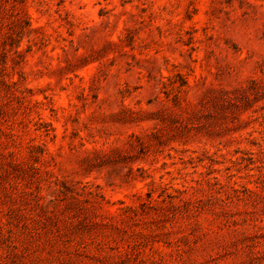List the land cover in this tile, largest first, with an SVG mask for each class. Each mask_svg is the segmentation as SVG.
Segmentation results:
<instances>
[{
	"label": "rangeland",
	"instance_id": "rangeland-1",
	"mask_svg": "<svg viewBox=\"0 0 264 264\" xmlns=\"http://www.w3.org/2000/svg\"><path fill=\"white\" fill-rule=\"evenodd\" d=\"M0 264H264V0H0Z\"/></svg>",
	"mask_w": 264,
	"mask_h": 264
}]
</instances>
